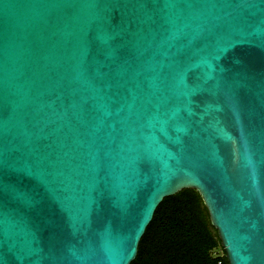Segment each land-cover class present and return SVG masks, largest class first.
<instances>
[{
    "label": "water",
    "instance_id": "water-1",
    "mask_svg": "<svg viewBox=\"0 0 264 264\" xmlns=\"http://www.w3.org/2000/svg\"><path fill=\"white\" fill-rule=\"evenodd\" d=\"M186 189L264 264V0H0V264H131Z\"/></svg>",
    "mask_w": 264,
    "mask_h": 264
},
{
    "label": "trees",
    "instance_id": "trees-1",
    "mask_svg": "<svg viewBox=\"0 0 264 264\" xmlns=\"http://www.w3.org/2000/svg\"><path fill=\"white\" fill-rule=\"evenodd\" d=\"M131 264H228L197 192L186 189L162 200Z\"/></svg>",
    "mask_w": 264,
    "mask_h": 264
}]
</instances>
